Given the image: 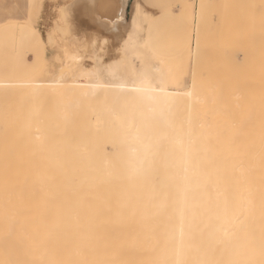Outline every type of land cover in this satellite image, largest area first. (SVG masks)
Returning <instances> with one entry per match:
<instances>
[{"label": "bare ground", "instance_id": "obj_1", "mask_svg": "<svg viewBox=\"0 0 264 264\" xmlns=\"http://www.w3.org/2000/svg\"><path fill=\"white\" fill-rule=\"evenodd\" d=\"M126 4L72 2L84 45L103 51L92 68L0 81L42 89L46 109L57 106L56 96L70 101L63 108L98 100L121 131L110 144L39 141L37 154L16 168L10 160L2 168L0 158V264H264V62L247 66L244 79L236 68L201 85L205 91L186 89L172 68L146 62L147 15L136 1L128 20ZM119 29L113 45L109 33ZM109 49L115 54L107 60ZM110 150L116 165L102 173L95 164L110 159ZM15 171L12 193L7 180Z\"/></svg>", "mask_w": 264, "mask_h": 264}, {"label": "rangeland", "instance_id": "obj_2", "mask_svg": "<svg viewBox=\"0 0 264 264\" xmlns=\"http://www.w3.org/2000/svg\"><path fill=\"white\" fill-rule=\"evenodd\" d=\"M132 1L128 8V20L136 1L139 2L142 12L147 15L141 36L142 38L146 36L147 48L144 49L146 62L149 60L150 65L157 63L164 65L168 70L172 68L171 70L176 71V75L183 79L186 89L195 86V91L198 92L201 85L214 84L216 77L219 80H222V77L225 79L226 76L229 78L227 72L229 70L232 72L231 69L236 68L239 70L236 69L235 72L244 79L250 74L248 67L259 66L264 62V0H207L206 4L201 2L204 8L208 6L207 3L210 4L209 8H202L203 10L199 9L200 0H187L191 5L187 9L180 4V0ZM72 2L74 0H0V81H24L28 78L31 81L46 80L57 77L59 74L56 76L54 74L59 72H65V76L71 77L79 73L80 68H92L96 59L94 54L101 55L103 51L84 45L88 41L78 35L81 28L73 20ZM238 2L243 6L241 7L242 4ZM38 12L39 16L35 15ZM60 18L66 20V23ZM67 19L72 21L69 22ZM28 20L32 22L28 23ZM71 22H74L73 26L75 25L76 29H72ZM60 24L65 30L59 26ZM72 30H77L75 31L77 33L74 32L77 37L71 34ZM120 32L119 29L109 33L111 44H117ZM51 36L55 39L53 46L49 44ZM60 38L65 40L61 41ZM73 39L81 41L80 44ZM108 51L110 56H104L107 60L113 58L115 54L112 49ZM53 52L54 54H51ZM74 54L77 55L76 58L72 56ZM86 55L93 56L94 59L80 57ZM70 56L74 61L69 59ZM58 68L63 71L60 69L58 72ZM244 69L246 71L243 72ZM228 78L223 83L229 82ZM29 88L0 87L2 168L6 160H10L16 168L20 160L35 156L38 142L42 140L52 143L100 140L108 144L121 140L119 123L109 111L110 106H104L98 100L85 99L80 107L63 108L61 103L69 100L56 96L53 101L57 106L46 109L41 107L43 90L35 92L33 90L36 89L30 88L34 95ZM47 93L54 95V92ZM36 133L39 134V138ZM111 150L108 151L110 159H103L95 164L101 168L102 173L112 172L111 168L116 165V158ZM11 180L14 183L12 193H16L19 186L17 171L7 181Z\"/></svg>", "mask_w": 264, "mask_h": 264}, {"label": "crops", "instance_id": "obj_3", "mask_svg": "<svg viewBox=\"0 0 264 264\" xmlns=\"http://www.w3.org/2000/svg\"><path fill=\"white\" fill-rule=\"evenodd\" d=\"M119 1H120V0H119ZM100 2H101V1H100ZM132 2H133L132 0H128V2H127V4H126V7H127V8H125L126 17H127V14H128V8L131 6ZM90 6H91V5L88 6L89 10H90ZM86 8H87V7H86ZM35 15H38V16H39V12H38V14H35ZM100 25H101V23H100Z\"/></svg>", "mask_w": 264, "mask_h": 264}]
</instances>
